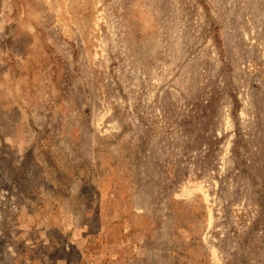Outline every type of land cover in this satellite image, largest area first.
<instances>
[{
	"label": "rangeland",
	"instance_id": "rangeland-1",
	"mask_svg": "<svg viewBox=\"0 0 264 264\" xmlns=\"http://www.w3.org/2000/svg\"><path fill=\"white\" fill-rule=\"evenodd\" d=\"M0 264H264V0H0Z\"/></svg>",
	"mask_w": 264,
	"mask_h": 264
}]
</instances>
